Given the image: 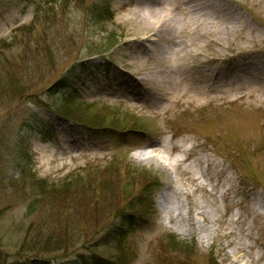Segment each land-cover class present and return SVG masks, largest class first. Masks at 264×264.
I'll return each mask as SVG.
<instances>
[{
  "label": "rangeland",
  "instance_id": "1",
  "mask_svg": "<svg viewBox=\"0 0 264 264\" xmlns=\"http://www.w3.org/2000/svg\"><path fill=\"white\" fill-rule=\"evenodd\" d=\"M125 1L0 0V43L11 47L6 56L13 74L21 75L0 83V258L11 263L33 252L26 251L34 235L28 228L35 218L27 215L34 179L59 186L91 178L95 187L104 180V169L114 168L127 179L132 165L141 172L137 179L157 177L160 186L153 195V222L135 236L126 264L159 259L160 241L169 233L194 240L201 264L212 257L220 264H264V76L260 87L243 85L248 69L264 72V0H227L226 7H237L248 27L224 41L223 18L216 17L221 44L204 47L186 61L194 65L187 82L191 93L205 70L215 71L225 84L200 103L187 93L181 105L143 94L133 79L117 73L121 68L136 77L129 66L138 45L153 48L147 58L171 52L162 42L132 41L135 23L128 21ZM256 3H261L258 9ZM108 5L111 18L100 15ZM220 16L229 27L235 25L236 15ZM76 64L77 75H67ZM39 72L41 81L29 82L31 95L20 97L22 78ZM128 87L134 88L130 94ZM80 117L99 124L86 126ZM90 207L63 220L93 235L98 229L84 217ZM120 212L125 210L105 217L113 220ZM77 240L66 252L46 253V264H74L79 254H89L85 237ZM108 251L114 254L99 246V253L108 257Z\"/></svg>",
  "mask_w": 264,
  "mask_h": 264
},
{
  "label": "trees",
  "instance_id": "2",
  "mask_svg": "<svg viewBox=\"0 0 264 264\" xmlns=\"http://www.w3.org/2000/svg\"><path fill=\"white\" fill-rule=\"evenodd\" d=\"M109 10L108 5L106 12L100 15L104 14L105 18L113 17V13L108 12ZM94 19H96V16H94ZM104 44L109 47L114 43ZM91 48L95 49L93 46ZM100 48L101 46L98 50ZM8 49H11L8 44L0 43V83H6L7 80H9L8 83H12L16 78L21 77V75L16 74L17 72L13 74L14 65L9 62L6 56ZM78 65L70 67L66 74L77 75L74 69ZM34 77H37V82L41 81L40 72L39 76L36 74L32 77L28 75V77L22 78L24 83L21 81L19 87H17V89H21L22 94L20 97H24L31 92L30 90L34 86H31L29 82H35V79H31ZM65 103L69 106L72 101L67 99ZM76 106L78 105L76 104ZM67 116L75 119L72 113L68 112ZM75 120L77 121V119ZM78 121L86 126H97L99 124L92 117H80ZM46 125L49 127L48 124ZM36 130L45 137L51 138L53 136L48 129L47 132L40 129ZM129 166L133 170L130 171L127 168V175L130 174L127 179H123V176H120L118 170L114 168L104 169L101 173L104 180L96 183L95 187L92 185L91 178H88V180L72 179L59 186H49L44 180L34 179L31 183L32 194L34 195L28 204L27 213L29 217L35 218V220L32 219L33 222L28 228L29 232L33 231L34 235L29 244V246H32L31 250L26 251L33 252L25 254V256H28L25 260L20 261L21 258H19L11 263L3 262L0 258V264H36V262L46 264L47 262L43 257L46 253L61 250L66 252L70 246H74V242L79 241L77 239L84 237L87 242L84 241L83 246L89 250V254H79L80 259L74 264H126L125 261L132 257V251H134L135 236L138 232L146 230L153 222L151 212L153 210V195L155 189L160 186L157 177H149L144 180L137 179L141 172L138 168L134 169L132 165ZM117 182H123L119 188H117L119 185ZM121 199L123 204L120 201ZM87 205L91 207L88 214L84 213L86 224L89 227L95 224L94 227L98 229L95 234L90 236H85L81 232L78 223L63 220V217H74L82 213L79 208ZM70 208H74V211L70 212ZM120 209H124L125 212H120L115 219L111 220L110 217H105L109 212V215H111L113 210L117 212ZM23 245L24 243L21 242L20 246L23 247ZM99 246L108 248L114 254L108 251L107 257L106 254L99 253ZM160 246L159 259L148 264H156V262L157 264H201L198 260L199 254L194 240H183L176 234L169 233L164 239H161ZM123 255H129V258H124ZM207 262L208 264H220L217 258L214 257Z\"/></svg>",
  "mask_w": 264,
  "mask_h": 264
},
{
  "label": "bare ground",
  "instance_id": "3",
  "mask_svg": "<svg viewBox=\"0 0 264 264\" xmlns=\"http://www.w3.org/2000/svg\"><path fill=\"white\" fill-rule=\"evenodd\" d=\"M235 1L239 0H230V3ZM240 1L242 4H247V1ZM226 4H228L227 0H128L123 2L126 10L131 14L128 21L135 23L130 32L131 37H134L132 41H137V44L143 43L144 40H150L155 44L162 42L171 52L170 57L149 55L150 57L147 58L148 54L154 52L153 48L149 49L148 45H138L136 48L141 47V49L135 51V56H132L133 60L131 59L133 62L129 66L136 77L123 72L121 68H118L117 73L125 74L133 79L136 82V89L143 94L156 97L157 100H164L167 97L174 105H181L183 100L186 101L184 96L187 93L193 95L196 103L203 102L205 97H215L218 84H221V87L225 84L219 83L217 73L205 70L199 76L201 80L197 83L194 92L191 93V84L187 82L189 77L192 80L191 72L194 65L190 66L186 61L193 54L200 55V49L204 47L221 44L223 38L218 36L215 29L216 17L220 20L223 18L224 31L220 35L225 36L224 41H227L231 35L239 36L248 27V20L238 16L237 7L227 8ZM260 4L254 7L258 9ZM219 8L227 9L231 16L236 15L235 20L236 18L240 20L242 26L234 20L235 25L229 27L227 19L220 16V14L225 15L227 11H220ZM180 34L187 38L178 40ZM135 62L140 63L135 64ZM246 73L248 81L244 80L243 85L260 87L259 78L264 76V72L260 68L253 67ZM103 90L104 88H101L98 92L101 93ZM127 91L130 94L134 88L128 87Z\"/></svg>",
  "mask_w": 264,
  "mask_h": 264
}]
</instances>
